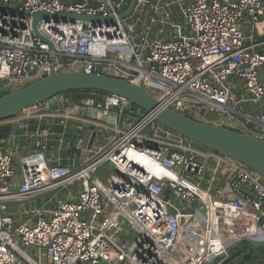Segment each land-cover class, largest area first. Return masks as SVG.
<instances>
[{
    "label": "built area",
    "instance_id": "1",
    "mask_svg": "<svg viewBox=\"0 0 264 264\" xmlns=\"http://www.w3.org/2000/svg\"><path fill=\"white\" fill-rule=\"evenodd\" d=\"M129 3L0 0V84L30 82L51 69L122 78L140 84L158 109L194 119L213 112L264 140V0H136L118 19ZM38 12L115 21L42 19L37 30L51 47L33 33ZM78 92L84 97L72 106L61 93L52 97L55 108L47 100L0 121L2 129L16 123L18 132L0 138V264H223L237 242L264 241L260 174L156 124L154 113H130L120 126L81 117L97 98L104 113H120L127 100ZM70 122L94 127L93 146L78 150L76 166L49 164L69 142L53 127ZM17 137L39 150L20 163V180ZM101 169L110 172L106 186L95 179ZM226 173L232 199L223 197ZM196 207L204 211L200 247L180 260L183 221Z\"/></svg>",
    "mask_w": 264,
    "mask_h": 264
},
{
    "label": "water",
    "instance_id": "2",
    "mask_svg": "<svg viewBox=\"0 0 264 264\" xmlns=\"http://www.w3.org/2000/svg\"><path fill=\"white\" fill-rule=\"evenodd\" d=\"M135 3L136 0H130L128 8L118 14V19L127 17L133 10ZM51 18L76 20L94 25H110L115 21L112 16H88L69 13L49 15L45 12L33 14L32 29L34 35L47 42L51 47L52 45L37 30L38 21ZM75 91H96L121 96L127 100V105L123 107L120 113L115 110L104 113L103 103L100 98H97L93 108L79 112L81 117L107 123L111 126H120L121 121L130 113L133 114L134 118H140L144 113H154L156 124L206 149L234 159L248 169L260 174L264 180V140L227 127L190 118L170 109H158L156 98L150 95L140 84H132L122 78L103 74L86 75L77 71L56 72L51 69L45 76L0 97V121L12 118L23 110L47 100H49L52 108H55L52 97L61 93H66L69 106H72L75 99L73 92ZM199 114L204 115V111L201 110ZM53 129L63 132L61 126H54ZM2 131L7 134H15L17 124L13 123L9 127L0 128V132ZM75 131L78 143L77 149H91L96 136L94 127L82 126L76 128ZM56 155L58 164L61 166H76L79 163L78 158L75 160L70 158V152L67 149L59 150ZM241 244H247L252 248L264 247V241L257 242L244 239L237 242L228 252L234 251ZM250 258L251 254H246L242 258H237L235 263L230 264H241L242 260L248 261ZM213 261L209 264H213Z\"/></svg>",
    "mask_w": 264,
    "mask_h": 264
},
{
    "label": "crops",
    "instance_id": "3",
    "mask_svg": "<svg viewBox=\"0 0 264 264\" xmlns=\"http://www.w3.org/2000/svg\"><path fill=\"white\" fill-rule=\"evenodd\" d=\"M230 81L233 84V89L235 90V92L238 95H241L243 93V89L240 86V83L238 81H236L235 79H231ZM225 121L226 120H221L220 124H226ZM216 124L219 125V123H216ZM73 125H78V123L75 124L74 122H70L69 125H67L65 128H63V132H59L56 130L55 131L58 135H62L63 138L67 137L69 139V142L67 143V145H68V150L70 152V158H73V160H75L76 158L79 157L80 151H78V149H77L78 143L76 141L77 137L75 135V132H76L75 128L72 127ZM220 126H225V125H220ZM226 127L236 130L235 124H233V126L227 124ZM6 135H7L6 132H3V131L0 132L1 139L5 140ZM56 138H57V135L53 136L52 140L56 141ZM15 143H16V150H15V161H14V163L17 166V171H18V175H19V177H16V179L20 180V178H21V165H20V163L29 159L30 157L36 158L39 150L37 149L33 140H30V139H24V138H18L17 137ZM76 152H77V154H76ZM47 155H48V153H47ZM54 156H55V159H57L56 158L57 155H54ZM47 162L49 164H55L58 161L54 160V159H47ZM222 172H231V171L225 168V169H222ZM231 181H232L231 175L226 173V175L223 178V197L225 199H229V198L232 199V197L235 195L232 192L231 188L229 187V183ZM37 201H39V200H36L30 204H35V203H37ZM30 204H28V205H30ZM28 205L26 204V207Z\"/></svg>",
    "mask_w": 264,
    "mask_h": 264
},
{
    "label": "rangeland",
    "instance_id": "4",
    "mask_svg": "<svg viewBox=\"0 0 264 264\" xmlns=\"http://www.w3.org/2000/svg\"><path fill=\"white\" fill-rule=\"evenodd\" d=\"M39 79V78H38ZM37 80V79H35ZM34 81V80H32ZM30 81V82H32ZM30 82H26V83H10V90H15L18 89ZM212 114L211 116H207L206 115ZM204 115H198V113L194 114V117L197 118L200 121L203 122H207L210 123L212 122V124H216V123H220V119L221 116L216 114V113H207ZM207 119V120H206ZM217 125V124H216ZM226 125L227 124H223ZM77 154V152H76ZM109 175L110 172L106 169H101L98 170V172L95 173V179H97L101 184L103 185H108L109 184ZM47 195V194H46ZM48 197H50V195H48ZM10 210L15 211V208L10 207ZM204 214V211L202 209H199L198 207L195 208V212L193 214H191L187 219H184L183 223H184V239L181 243L180 249L177 252V257L180 258V260H184V257L189 255L192 251L194 250H198V247H200V234L203 230V219L202 216ZM241 248L243 246H245L244 244L240 245ZM252 248V247H251ZM238 250V249H237ZM252 250H256L252 248ZM235 254V252H233ZM232 253V255H233ZM247 264H258V261L255 259H251L249 261H247Z\"/></svg>",
    "mask_w": 264,
    "mask_h": 264
},
{
    "label": "trees",
    "instance_id": "5",
    "mask_svg": "<svg viewBox=\"0 0 264 264\" xmlns=\"http://www.w3.org/2000/svg\"><path fill=\"white\" fill-rule=\"evenodd\" d=\"M10 91H11L10 90V85H8V83H2V84H0V97L3 96V95H5V94H7V93H9ZM83 92H85V91H83ZM81 93L78 92V91L73 92V94L75 96V100L80 99V97H84V96H82ZM211 115L212 114H209V115L207 114L205 117L211 116ZM210 123H212V122H210ZM244 245L245 246H243L242 248H241V246H239L237 248L238 250L235 249L234 251H232L230 253L231 258L234 257V256H238V255H240L242 253L243 254H251L252 255L251 256L252 259L257 260L258 261V264H264V247L263 248H256V250L254 251V250H252L251 246H249L247 244H244ZM253 249H255V248H253ZM233 252H235V254ZM232 253H233V255H232ZM229 261H230V259L227 262L223 263V264H230Z\"/></svg>",
    "mask_w": 264,
    "mask_h": 264
},
{
    "label": "flooded vegetation",
    "instance_id": "6",
    "mask_svg": "<svg viewBox=\"0 0 264 264\" xmlns=\"http://www.w3.org/2000/svg\"><path fill=\"white\" fill-rule=\"evenodd\" d=\"M243 255H246V254H243V253H242V254H240V255H238V256H234V257H232V258L230 259L229 263H232V262L235 263V262H236V259H237V258H242ZM251 256H252V255H251ZM251 259H252V257L250 258V260H251ZM248 261H249V260H248ZM247 263H248L247 261H243V260L241 261V264H247Z\"/></svg>",
    "mask_w": 264,
    "mask_h": 264
},
{
    "label": "clouds",
    "instance_id": "7",
    "mask_svg": "<svg viewBox=\"0 0 264 264\" xmlns=\"http://www.w3.org/2000/svg\"><path fill=\"white\" fill-rule=\"evenodd\" d=\"M220 126V125H219ZM224 127V126H223Z\"/></svg>",
    "mask_w": 264,
    "mask_h": 264
}]
</instances>
